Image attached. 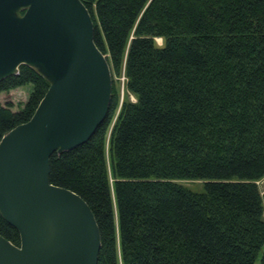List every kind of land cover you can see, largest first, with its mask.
I'll return each instance as SVG.
<instances>
[{"label":"trees","instance_id":"trees-1","mask_svg":"<svg viewBox=\"0 0 264 264\" xmlns=\"http://www.w3.org/2000/svg\"><path fill=\"white\" fill-rule=\"evenodd\" d=\"M82 2L134 95L120 100L112 83L92 135L49 159L50 182L95 216L96 264H264V0ZM27 84L18 109L0 102V139L49 86L25 63L0 79V92ZM0 233L20 244L1 211Z\"/></svg>","mask_w":264,"mask_h":264},{"label":"water","instance_id":"water-1","mask_svg":"<svg viewBox=\"0 0 264 264\" xmlns=\"http://www.w3.org/2000/svg\"><path fill=\"white\" fill-rule=\"evenodd\" d=\"M24 11V13H20ZM35 67L49 86L33 115L0 139V264H96L100 233L88 203L49 180L54 151L86 141L107 115L112 74L82 0H0V79Z\"/></svg>","mask_w":264,"mask_h":264},{"label":"rangeland","instance_id":"rangeland-1","mask_svg":"<svg viewBox=\"0 0 264 264\" xmlns=\"http://www.w3.org/2000/svg\"><path fill=\"white\" fill-rule=\"evenodd\" d=\"M156 41L160 44L162 42V38L161 37L156 38ZM123 76H124L123 72L120 75H112V83L118 88L120 100L125 96V94H128L130 99H134V95L130 92L128 93L124 88ZM31 90H32V85L27 84L24 86L13 88L9 91H2L0 92V102L6 103L8 101H11L13 103L12 109L16 110L20 106H22L23 103L28 99ZM178 181L192 189L195 190L201 189V184H202L201 179H179ZM257 185L259 187L260 193L262 194L264 192V175L257 180ZM263 216H264V203H263ZM254 264H258V259L255 261Z\"/></svg>","mask_w":264,"mask_h":264},{"label":"built area","instance_id":"built-area-1","mask_svg":"<svg viewBox=\"0 0 264 264\" xmlns=\"http://www.w3.org/2000/svg\"><path fill=\"white\" fill-rule=\"evenodd\" d=\"M125 76H123V80H124Z\"/></svg>","mask_w":264,"mask_h":264}]
</instances>
